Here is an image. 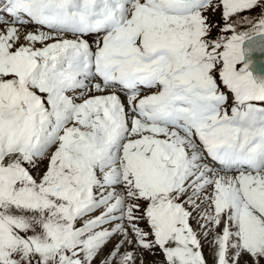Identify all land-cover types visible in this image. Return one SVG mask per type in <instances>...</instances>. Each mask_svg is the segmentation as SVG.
<instances>
[{"label": "snow or ice", "instance_id": "obj_1", "mask_svg": "<svg viewBox=\"0 0 264 264\" xmlns=\"http://www.w3.org/2000/svg\"><path fill=\"white\" fill-rule=\"evenodd\" d=\"M219 4L0 0V264H260L264 0Z\"/></svg>", "mask_w": 264, "mask_h": 264}, {"label": "rangeland", "instance_id": "obj_2", "mask_svg": "<svg viewBox=\"0 0 264 264\" xmlns=\"http://www.w3.org/2000/svg\"><path fill=\"white\" fill-rule=\"evenodd\" d=\"M214 7H215V11H213L212 9H209L208 11L204 13L206 16H208V22L214 26L211 32L212 38H215L218 34H221L220 28L224 24V21L222 19V4H219V0H214ZM260 12H261V9L259 7H256L250 11L244 10V11H241L238 15H233L232 21L236 22V25H235L236 31L237 32L249 31L251 29V25L245 22H241L242 18H245V17L257 18ZM222 34L225 36L231 35V31L222 33ZM43 162L44 160H42L41 163H39L40 166L29 169L31 171V174L37 179L39 178L40 174H42V172L46 169L47 160L45 159V162L44 163ZM141 206L142 207L144 206V202H141ZM98 214H99V210L92 213V215H98ZM190 223L192 224V227L194 230L198 229V225L195 220L190 221ZM81 224L82 222L78 221L76 226L80 227ZM140 226L145 228V230H148L144 222H141ZM105 227H111V225H105ZM118 239H119L118 235L114 236L113 239L102 249L100 254L95 258L93 264H101V261L103 260L105 254L109 251L112 245L117 242ZM201 244H202V253L205 259L209 262V264H212V252H211L209 243L206 240L202 239ZM141 259L143 260V264H163L164 262L163 254L158 249L151 253L149 252L142 253V255L138 256L137 264H140ZM241 264H255V262L252 259V257L245 255L241 258ZM260 264H264V259L260 260Z\"/></svg>", "mask_w": 264, "mask_h": 264}, {"label": "bare ground", "instance_id": "obj_3", "mask_svg": "<svg viewBox=\"0 0 264 264\" xmlns=\"http://www.w3.org/2000/svg\"><path fill=\"white\" fill-rule=\"evenodd\" d=\"M92 38L98 40L99 37H98V36H95V35H92V36H88V37H87L88 42H89L90 44H92V45L95 47V41H96V40H95V41H92ZM37 46H39V45H37ZM253 56H254V54H253ZM258 56H260V57L256 60V62H257L256 65H258L259 69L262 70V71L264 72V53H260ZM252 59H254V61H255V58H252ZM250 70H251V69H250ZM251 71H252V70H251ZM252 72H253V71H252ZM147 94H150V93L147 92V91H145V92H141V95H147ZM119 95H120L121 101L126 103V97L123 96V95H121V93H120ZM81 222L83 223V221H81Z\"/></svg>", "mask_w": 264, "mask_h": 264}, {"label": "water", "instance_id": "obj_4", "mask_svg": "<svg viewBox=\"0 0 264 264\" xmlns=\"http://www.w3.org/2000/svg\"><path fill=\"white\" fill-rule=\"evenodd\" d=\"M259 54H260V52H255L254 56H252V58H255V61H254V59H252V64H251L250 69L253 71V75L264 78L262 76L263 71L259 69L258 65H256L257 64L256 60L260 57V56H258Z\"/></svg>", "mask_w": 264, "mask_h": 264}]
</instances>
